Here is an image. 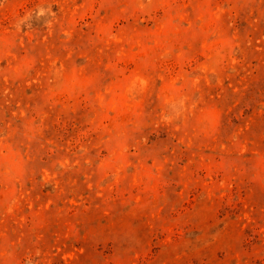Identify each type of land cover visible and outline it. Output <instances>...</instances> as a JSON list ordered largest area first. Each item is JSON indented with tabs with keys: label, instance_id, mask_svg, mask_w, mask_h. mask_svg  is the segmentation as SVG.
Instances as JSON below:
<instances>
[{
	"label": "rangeland",
	"instance_id": "obj_1",
	"mask_svg": "<svg viewBox=\"0 0 264 264\" xmlns=\"http://www.w3.org/2000/svg\"><path fill=\"white\" fill-rule=\"evenodd\" d=\"M0 264H264V0H0Z\"/></svg>",
	"mask_w": 264,
	"mask_h": 264
}]
</instances>
